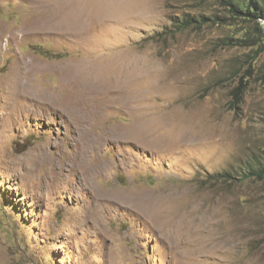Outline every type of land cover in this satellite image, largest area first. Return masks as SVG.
Returning a JSON list of instances; mask_svg holds the SVG:
<instances>
[{
    "label": "rangeland",
    "instance_id": "rangeland-1",
    "mask_svg": "<svg viewBox=\"0 0 264 264\" xmlns=\"http://www.w3.org/2000/svg\"><path fill=\"white\" fill-rule=\"evenodd\" d=\"M261 171L256 22L0 0V264H264Z\"/></svg>",
    "mask_w": 264,
    "mask_h": 264
},
{
    "label": "trees",
    "instance_id": "trees-1",
    "mask_svg": "<svg viewBox=\"0 0 264 264\" xmlns=\"http://www.w3.org/2000/svg\"><path fill=\"white\" fill-rule=\"evenodd\" d=\"M218 2L224 6L229 13L242 20H252L256 22V26L260 32L261 41L264 44V0H218ZM242 90L238 87L235 90L234 98H237L241 94ZM238 99H236L237 101ZM234 106V104H233ZM264 171L252 173L250 176H257L262 178Z\"/></svg>",
    "mask_w": 264,
    "mask_h": 264
},
{
    "label": "bare ground",
    "instance_id": "bare-ground-1",
    "mask_svg": "<svg viewBox=\"0 0 264 264\" xmlns=\"http://www.w3.org/2000/svg\"><path fill=\"white\" fill-rule=\"evenodd\" d=\"M56 2H57V1H56ZM58 2H59V1H58ZM58 2H57V3H58ZM57 3H56V4H57ZM57 9H58V8H57V6H56V10H55V11H49V12L46 13V15H48V17H46V18H47L49 21H51V22L54 21L55 16H56V15H55V12L58 11V10H60V9H58V10H57ZM46 18H44L43 20H45ZM47 19H46V20H47ZM41 20H42V19H40V21H39V20H38V21L41 22ZM42 22L44 23V21H42ZM43 23H41V24H43ZM48 23H49V22H48ZM46 24H47V23H46ZM46 24H45V27H46ZM39 25H40V23L38 24V26H39ZM47 25H48V24H47ZM50 25H51V24H50ZM50 25H49V26H50ZM41 26H42V25H41ZM53 26H54V25H53ZM34 27H35V26H34ZM37 67H38V66H37ZM40 67H41V66H40ZM73 73H74V72H73ZM82 75H83V74H82ZM97 77H98V76H97ZM88 78H89V77H88ZM100 82H101V81H100ZM102 82H103V81H102ZM16 84H17V82H16ZM79 85H80V84H79ZM71 86H72V85H71ZM75 87H76V86H75ZM78 87H79V86H78ZM93 91H94V90H93ZM83 98H84V97H83ZM86 98H87V97H86ZM87 99H88V98H87ZM89 99H90V98H89ZM97 99H98V98H97ZM76 104H77V103H76ZM78 104H79V102H78ZM78 104H77V105H78ZM81 105H82V104H81ZM71 106H72V105H71ZM74 106H75V105H74ZM74 106H72V107H74ZM74 108H75V107H74ZM94 119H95V118H94ZM82 181H83V180H82Z\"/></svg>",
    "mask_w": 264,
    "mask_h": 264
}]
</instances>
